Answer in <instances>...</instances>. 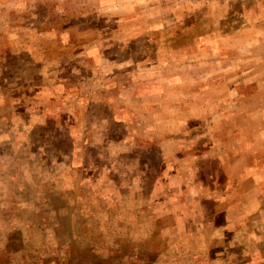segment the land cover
Listing matches in <instances>:
<instances>
[{"label": "rangeland", "instance_id": "rangeland-1", "mask_svg": "<svg viewBox=\"0 0 264 264\" xmlns=\"http://www.w3.org/2000/svg\"><path fill=\"white\" fill-rule=\"evenodd\" d=\"M0 264H264V0H0Z\"/></svg>", "mask_w": 264, "mask_h": 264}, {"label": "crops", "instance_id": "crops-1", "mask_svg": "<svg viewBox=\"0 0 264 264\" xmlns=\"http://www.w3.org/2000/svg\"><path fill=\"white\" fill-rule=\"evenodd\" d=\"M262 230V228H260V230L259 231H261Z\"/></svg>", "mask_w": 264, "mask_h": 264}]
</instances>
